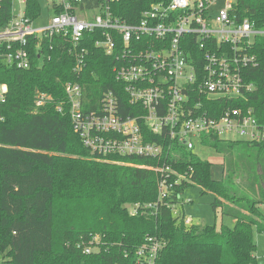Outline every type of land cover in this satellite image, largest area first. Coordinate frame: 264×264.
<instances>
[{
	"label": "trees",
	"instance_id": "obj_1",
	"mask_svg": "<svg viewBox=\"0 0 264 264\" xmlns=\"http://www.w3.org/2000/svg\"><path fill=\"white\" fill-rule=\"evenodd\" d=\"M25 1L24 17L33 23L41 15L40 1ZM70 1L83 12L106 3ZM159 1L118 0L109 10L120 21L136 23ZM47 10L49 17L62 12L54 3ZM232 15L260 25L264 0H234ZM11 19L12 0H0V29ZM100 38L98 32L84 33L83 42L75 48L62 35L29 36V68L0 65V86H6L0 101L1 264H135V251L148 238L163 245L156 264H257L253 229L264 234L260 209L264 205V145L204 140L207 148L225 159L223 177L216 181L211 176L212 165L198 157V146L189 151L174 144L176 156L166 163L170 143H165L161 162L136 157L106 159L116 164L98 160L73 132L64 90L67 83L83 87L89 111L111 92L120 115L135 116L128 94L115 80V57L95 46ZM81 49L85 66L77 74L74 66ZM218 105L223 110L228 103ZM142 127L149 142L161 139L162 135L157 137L146 125ZM138 166H169L186 180L176 186V176L165 177L174 186L162 199L161 176ZM190 187L200 188L202 195L213 194V211L232 217L234 228L187 226L183 214L174 215L178 197ZM92 245L95 251L83 253Z\"/></svg>",
	"mask_w": 264,
	"mask_h": 264
},
{
	"label": "built area",
	"instance_id": "obj_2",
	"mask_svg": "<svg viewBox=\"0 0 264 264\" xmlns=\"http://www.w3.org/2000/svg\"><path fill=\"white\" fill-rule=\"evenodd\" d=\"M218 1L160 0L136 23H126L110 13L109 6L118 0H106L100 9L84 12L70 0H48L62 12L37 28L24 17L26 1L12 0V19L0 29V65L28 69L29 36L62 35L76 48L84 33L98 32L101 38L95 46L115 57V80L135 108V116L123 117L116 98L108 92L89 111L83 87L79 83L64 86L73 132L98 160L116 156L161 162L165 143H170L166 163L176 156L174 144L193 151L197 146L207 148L203 141L210 138L264 145V21L258 25L239 20L232 15L234 0L223 8H218ZM75 2L80 4V0ZM84 66L85 51L81 49L74 72L79 74ZM5 92L6 86L1 85V102ZM220 101L228 103L223 110ZM57 109L61 111V107ZM142 124L150 134L162 135L161 139L149 142ZM138 167L161 176L162 199L174 186L165 177L176 176V186L186 180L169 166ZM185 224L191 225V220L185 219ZM162 246L148 238L136 249L135 264H156ZM96 249L92 245L83 253Z\"/></svg>",
	"mask_w": 264,
	"mask_h": 264
},
{
	"label": "rangeland",
	"instance_id": "obj_3",
	"mask_svg": "<svg viewBox=\"0 0 264 264\" xmlns=\"http://www.w3.org/2000/svg\"><path fill=\"white\" fill-rule=\"evenodd\" d=\"M41 4V15L33 22L34 27H43L48 23L49 13L47 8H50V2L46 3L39 0ZM231 1V0H230ZM228 3V0H219L218 8H223L224 5ZM43 97V96H42ZM198 157L210 163L211 176L214 180L219 181L223 177V169L225 168V159L223 155L217 154L215 151L209 148H198L196 149ZM215 197L213 194H201V190L198 187H190L184 190V192L178 197L177 204L173 207L174 215L183 214L185 219L191 220V225L195 226H205V225H215L217 229L220 227H226L233 229L235 225V220L228 216L222 215L220 210L216 212L213 211L211 204ZM264 212V205L260 208ZM253 240L256 245V250L254 257L257 264H264V234H260L253 229Z\"/></svg>",
	"mask_w": 264,
	"mask_h": 264
},
{
	"label": "crops",
	"instance_id": "obj_4",
	"mask_svg": "<svg viewBox=\"0 0 264 264\" xmlns=\"http://www.w3.org/2000/svg\"><path fill=\"white\" fill-rule=\"evenodd\" d=\"M45 3H46V5H47V7H48V4L47 3H49L48 1H44Z\"/></svg>",
	"mask_w": 264,
	"mask_h": 264
}]
</instances>
